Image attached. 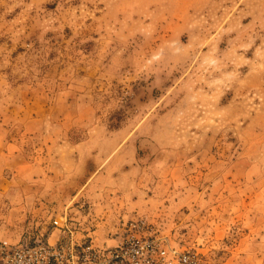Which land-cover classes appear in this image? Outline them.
Masks as SVG:
<instances>
[{"label":"rangeland","instance_id":"rangeland-1","mask_svg":"<svg viewBox=\"0 0 264 264\" xmlns=\"http://www.w3.org/2000/svg\"><path fill=\"white\" fill-rule=\"evenodd\" d=\"M65 213L264 264V0H0V238Z\"/></svg>","mask_w":264,"mask_h":264},{"label":"built area","instance_id":"built-area-1","mask_svg":"<svg viewBox=\"0 0 264 264\" xmlns=\"http://www.w3.org/2000/svg\"><path fill=\"white\" fill-rule=\"evenodd\" d=\"M79 223L65 213L52 218L47 236L0 238V264H200L195 252L154 236L143 218L126 220L125 232L114 245L79 238Z\"/></svg>","mask_w":264,"mask_h":264}]
</instances>
